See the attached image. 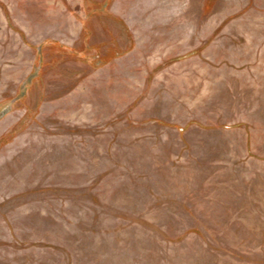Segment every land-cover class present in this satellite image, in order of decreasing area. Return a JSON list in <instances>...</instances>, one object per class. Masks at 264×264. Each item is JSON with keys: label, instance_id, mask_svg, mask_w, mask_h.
Here are the masks:
<instances>
[{"label": "rangeland", "instance_id": "rangeland-1", "mask_svg": "<svg viewBox=\"0 0 264 264\" xmlns=\"http://www.w3.org/2000/svg\"><path fill=\"white\" fill-rule=\"evenodd\" d=\"M110 2L0 0V264H264V0Z\"/></svg>", "mask_w": 264, "mask_h": 264}, {"label": "crops", "instance_id": "crops-1", "mask_svg": "<svg viewBox=\"0 0 264 264\" xmlns=\"http://www.w3.org/2000/svg\"><path fill=\"white\" fill-rule=\"evenodd\" d=\"M160 2H162V0H111L109 6L107 7V15L109 16L108 18H111L113 21L117 19L120 21L121 23L120 25H126L127 29H130L129 25H133L135 20H131L129 17L126 20L124 15L128 8L136 9L137 14L139 15V17L136 20L142 21L141 14L144 15L147 14V12L152 8L160 9L161 8L159 5ZM152 5L154 6L152 7ZM70 13L72 17L75 20H78L79 23L81 24L80 18L77 15L73 14L72 12ZM92 14L95 15L96 12L94 11L91 13V15ZM156 14H159L157 10L153 13L154 16L150 18L152 22H158L159 24H161L162 21H165L163 17L155 16ZM83 16H84L83 18H87L88 13L84 12ZM108 18H104V19L108 20Z\"/></svg>", "mask_w": 264, "mask_h": 264}]
</instances>
